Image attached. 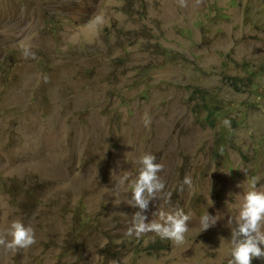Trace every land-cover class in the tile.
<instances>
[{
    "label": "rangeland",
    "instance_id": "rangeland-1",
    "mask_svg": "<svg viewBox=\"0 0 264 264\" xmlns=\"http://www.w3.org/2000/svg\"><path fill=\"white\" fill-rule=\"evenodd\" d=\"M187 5L0 0V234L20 220L36 238L0 248V264H227L228 219L252 177L264 191V0ZM203 92L225 110L214 124ZM145 153L171 194L150 201L146 222L159 207L190 214L182 245L126 234L138 209L131 180H114L134 178ZM207 213L218 220L201 231Z\"/></svg>",
    "mask_w": 264,
    "mask_h": 264
},
{
    "label": "clouds",
    "instance_id": "clouds-1",
    "mask_svg": "<svg viewBox=\"0 0 264 264\" xmlns=\"http://www.w3.org/2000/svg\"><path fill=\"white\" fill-rule=\"evenodd\" d=\"M180 7H187V0H178ZM25 58L34 57L29 49H23L22 53ZM145 127H150L151 118L143 119ZM223 123L230 126V120L225 119ZM139 164L138 173L134 178L125 174L115 179V187L118 190L125 186L131 180V191L127 204L137 208L132 214V224L127 229V235H135L137 238L147 233H155L161 239L171 241L174 245H182L185 241L186 233L189 230L188 222L191 215L186 214L182 209H175L173 212L166 213L160 207L154 216L159 220L153 219L147 221L146 212L149 208L150 201L158 198L171 202V194L165 193V183L158 175L163 171V165L156 162V157L152 154H142L136 161ZM247 176V171L241 169ZM259 177H252L249 181V189L244 193L239 205L238 216L230 217L228 224L231 227V256L227 264H252L254 259L264 260V191L256 190ZM189 188L192 185L190 176H185L179 191H183L184 186ZM240 186V185H239ZM216 216L208 213L200 218L201 231L215 226ZM200 231V232H201ZM36 243L35 231L31 226H26L20 220H14L3 234H0V248L6 251L15 252L20 249L30 248Z\"/></svg>",
    "mask_w": 264,
    "mask_h": 264
},
{
    "label": "trees",
    "instance_id": "trees-1",
    "mask_svg": "<svg viewBox=\"0 0 264 264\" xmlns=\"http://www.w3.org/2000/svg\"><path fill=\"white\" fill-rule=\"evenodd\" d=\"M251 72H252V70H250V73ZM230 79L233 80V82H232L233 85L239 86V82H240L239 77L232 76ZM249 79H252L251 74L249 75ZM202 97H203L204 106L207 110V119H208V121H210L214 124L216 122V120L219 119V116H222L225 113V110L222 108V102L218 98H216L215 96L207 94V92H203ZM217 100H219V101H217ZM219 132L221 133V137L218 139H219L221 149H223L224 145L226 144V142L228 140L227 136L232 131L226 125H221ZM163 243L164 242H162L161 240H158L156 242V244H158V245H161ZM156 244H151L150 248H152V249L159 248L158 246H156Z\"/></svg>",
    "mask_w": 264,
    "mask_h": 264
}]
</instances>
